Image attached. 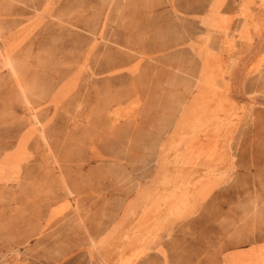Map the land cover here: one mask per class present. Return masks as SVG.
<instances>
[{
	"label": "rangeland",
	"instance_id": "1",
	"mask_svg": "<svg viewBox=\"0 0 264 264\" xmlns=\"http://www.w3.org/2000/svg\"><path fill=\"white\" fill-rule=\"evenodd\" d=\"M0 264H264V0H0Z\"/></svg>",
	"mask_w": 264,
	"mask_h": 264
},
{
	"label": "bare ground",
	"instance_id": "2",
	"mask_svg": "<svg viewBox=\"0 0 264 264\" xmlns=\"http://www.w3.org/2000/svg\"><path fill=\"white\" fill-rule=\"evenodd\" d=\"M221 134H222V133H221ZM223 135H224V134H223ZM223 135H222V136H223ZM223 137H224V136H223ZM131 213H132V212H131ZM131 213H130V214H131ZM132 229H133V230L135 229L134 231H136L138 234H141V235H143V236H145V237H152V236H153V235H148V234H144V233H142V231H141L138 227H136V226H135V227L132 226Z\"/></svg>",
	"mask_w": 264,
	"mask_h": 264
}]
</instances>
